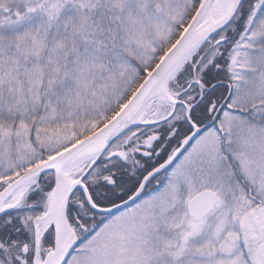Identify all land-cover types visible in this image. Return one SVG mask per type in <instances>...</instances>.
<instances>
[{"label": "snow or ice", "instance_id": "1", "mask_svg": "<svg viewBox=\"0 0 264 264\" xmlns=\"http://www.w3.org/2000/svg\"><path fill=\"white\" fill-rule=\"evenodd\" d=\"M0 264H264V0H0Z\"/></svg>", "mask_w": 264, "mask_h": 264}]
</instances>
